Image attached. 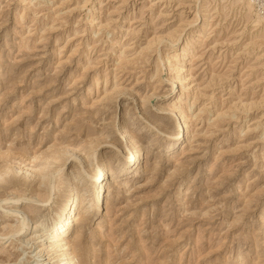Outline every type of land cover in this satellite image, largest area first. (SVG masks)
Returning <instances> with one entry per match:
<instances>
[{"label": "rangeland", "instance_id": "rangeland-1", "mask_svg": "<svg viewBox=\"0 0 264 264\" xmlns=\"http://www.w3.org/2000/svg\"><path fill=\"white\" fill-rule=\"evenodd\" d=\"M247 1L0 0V170L35 167L30 156L49 160L67 143L95 150L85 168L101 152L113 170L129 164L116 131L124 104L144 148L138 172L104 180L103 204L82 226L91 264H264V15ZM160 55L170 61L157 65ZM98 73L125 93L100 101ZM179 96L187 128L164 153L170 139L147 119L176 128L159 109ZM91 137L100 139L92 149ZM74 161L61 171L51 163L60 185L46 204L15 181L0 185V264H38L36 245L19 244L26 236L13 234L20 222L5 211L51 224ZM80 178L71 181L87 201L93 186Z\"/></svg>", "mask_w": 264, "mask_h": 264}, {"label": "bare ground", "instance_id": "bare-ground-1", "mask_svg": "<svg viewBox=\"0 0 264 264\" xmlns=\"http://www.w3.org/2000/svg\"><path fill=\"white\" fill-rule=\"evenodd\" d=\"M236 1L243 2V0H236ZM247 4L248 5H246V6L248 7V10L250 11L251 7H254V6L252 5V3L250 1H247ZM257 23H259V19H257ZM181 54L184 56V55H187L188 53L185 50H182ZM173 58L174 57L172 56L171 59H173ZM158 60L159 61H157L158 62L157 65H160V64L164 65L165 61L166 60L168 61L169 59H168V57H163V55H160L158 57ZM86 68H90V67L85 66V69ZM179 68L177 70H181V68L180 69ZM91 69H92V67H91ZM87 71H89V70H87ZM156 72L153 74V76L158 75L159 71H156ZM180 72H182V71H180ZM99 74L100 73H98L96 76L92 77L91 87L92 88L97 87L99 84L101 85V83L104 82L105 87L103 88L102 91L99 90L98 87H97V89H95V91H100V93L97 95V97H99L100 101H105V102L111 101V100L114 101L117 97H119L120 95L125 93L124 90H126V89H124V88L121 89V87L119 88V86L116 83L115 84L112 83V85L110 84L109 86H107V83H108V80H106L107 73L104 75H102V73H101V75H99ZM174 76L175 75L166 77V80L171 85L170 86L171 89H173L175 83L177 82V80ZM162 79H163V77H161V75H159V77H158L159 82H161ZM182 88H184V87H182ZM174 89H175V87H174ZM132 93L129 92L128 94L132 95ZM153 94H154V92H153ZM152 96H154V95H152ZM146 97L144 96V97H141V99L139 101L137 100L139 107H141V110L144 109V103L146 100H148L150 98V95H148L147 98ZM177 102H181L180 96H179V99L177 98V100L174 103L169 104L166 107L160 106L161 108L159 109V110L165 111L166 112L165 114L168 113L169 115L173 116V120H175L174 122L176 123V124H174V125H176V128L173 127L174 128L173 130H169L165 126V124L163 127L162 125L161 126L157 125L158 123L156 121H154L153 119L152 120L149 118L147 119L148 124L149 123L152 124V126H154L155 129H157V131L160 130L161 132L164 133V135L168 136V138L170 139V140H168V142L165 146V150L163 151L164 153H168L173 149V146L175 145L176 141H178L181 137H183V127L187 128V126H186L187 125L186 121H188V120H186L187 115L184 113V111H182L179 108V106L175 105V104H177ZM104 104L105 103H103V105ZM122 106H123L122 109L126 111L127 106H125V104ZM125 111L123 113H121L122 114V116L120 117L121 120L119 119L117 122L116 131L119 133V135L121 137L120 141L123 139L124 145L127 149L126 157L128 159L127 163H129L127 165L125 164L121 167H118V169L113 170L112 167L109 166V162L103 154L104 152L103 153L101 152V153H99L100 159H98L96 161V163L94 162L95 163L94 165L92 163H90V164H92L91 168H89L87 166L85 168V167H83L82 163L83 162L85 163V161L87 159L89 160V158H91L90 155L93 156V153L95 150H93V151L91 150V152L86 153V152H82L78 148H75V147L69 145V143H67L64 145L63 144L59 145V147L57 148V150L53 154H49V155H51V156H49L50 157L49 160H47L48 158L46 156L47 159L45 158L44 161H41L42 159L40 160L38 158V156H40V155H38L39 153L36 155L30 156L29 160H31V162H33L35 167H25L23 165L18 166L16 168H14V171L12 170V172H13L12 175L9 173L11 171L10 169H8L9 166H6V167H8L7 169L9 171L1 168L2 170H0V185H2V186L7 185V184L11 183L12 181H15L16 183H19V184L25 186L26 190H29L30 193H32L33 195L36 194V197H38V200H37L38 202L40 201V202H43V204H46L51 200V196H54V195H52L54 190L58 189V187L60 185L59 181L56 182V181L52 180L53 178L51 177L52 176L51 172L53 170L51 171V169H49L51 163H58L57 167L59 165V168L61 171V167L64 168L63 166H65L67 160L71 159L73 161L75 159L77 161V162L74 161L73 162L74 164L71 166L69 171H66V173H65L66 183H65V181H64V183H65V191L66 192H64V194H63L64 197L61 196L63 199H61V202L58 206L57 213H56L55 218L53 219V222L51 224L47 223L45 225L43 222L38 224L36 222H31V220H30L31 218L29 219L28 217H24V218L19 217V214L17 211H14V212L5 211L6 216L10 215V213H12V215L17 217L18 222H20V224H18L19 225L18 227L13 228V230H12L13 234L16 235L19 233L20 236H22V235L26 236V238L24 240H20L18 238L16 239L17 241H19V244H25V243L31 244L30 247H32V245H36V247L34 246L37 249L35 255L38 258H40L37 260L35 259L36 261H38L37 262L38 264H91L92 263L91 259L93 258V256L91 254L88 255V253L85 252L86 250L92 248L91 244H88V243H87L88 245L86 244L87 245V248L85 247L86 250H84L85 248L84 247L82 248V246H81V244H83L82 243V237H81V234H82L81 232H82V228H83L82 226H84L88 223L90 215L91 216L95 215L99 211L100 206H102V204H103V200H104V196H105V190L107 189L105 186L106 182H104V180L106 178L108 179V176H110V178H111L110 181L116 182L117 176L119 173L127 174V173L132 172V171H135V173L138 172V170H139L138 166L140 163L139 157L141 154L140 152L144 149L142 147V145L139 144V142L136 139L139 137V135L134 134L133 133L134 130L131 131L132 130V129H130L131 125L126 120V118L124 117ZM189 121H190V119H189ZM152 126H151V128L154 129V127H152ZM184 131H186V130H184ZM189 133L190 132H188V134ZM140 137H142V134ZM87 140L89 141L88 143L91 146L90 148L92 149L94 147V143L97 144V142L100 139L97 141V137H93V138L91 137V138H88ZM180 142H182V141H180ZM121 144H123V143H121ZM51 146H53V145H51ZM50 149H52V147L51 148L49 147V150ZM94 149H96V148H94ZM144 152H145V150H144ZM144 155H145V153H144ZM164 156H165L164 158L170 159L169 157L171 155L169 156V154H166ZM41 162H43V163H41ZM87 165H88V162H87ZM140 165H142V164H140ZM172 168L173 169L168 172L166 180L168 177L170 179L171 175H173L174 177L177 175L178 168L176 167V165H175V167H172ZM52 173L54 175V172H52ZM81 173H83V174H81ZM77 175H78V177L81 176L80 180L82 178L83 179L85 178V180L87 179L91 183V185L93 186L92 196L87 201H85L86 197H84V193L81 192L83 190H81V188H79L77 186V184H75V183H73V181H71V180H75V177H77ZM18 177L22 181V183H20V181H17ZM107 187L109 188V185ZM84 188H85V186H84ZM185 189H187V188H185ZM85 191L86 190H84V192ZM181 192H182V188L178 187V192L176 194L177 195L176 200L179 202V204H184V203H180V201L184 200V197H185L183 194H181ZM183 192H185V190ZM60 195H61V193H60ZM21 197L22 196L20 195L19 197L15 198V199H10V200L17 202L19 199H21ZM53 199H54V197H53ZM186 210H188V208ZM22 223H24L23 224L24 226H22ZM75 225L77 226V228H76L77 230L76 231H70V230H72V228ZM263 227H264V221H263ZM95 229H98V225L94 226L93 232L97 231ZM99 230H100V228H99ZM69 233H71L70 237H68ZM262 240H263V238H262Z\"/></svg>", "mask_w": 264, "mask_h": 264}, {"label": "built area", "instance_id": "built-area-1", "mask_svg": "<svg viewBox=\"0 0 264 264\" xmlns=\"http://www.w3.org/2000/svg\"><path fill=\"white\" fill-rule=\"evenodd\" d=\"M254 6V9L259 14L264 15V0H248Z\"/></svg>", "mask_w": 264, "mask_h": 264}]
</instances>
